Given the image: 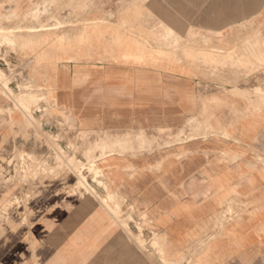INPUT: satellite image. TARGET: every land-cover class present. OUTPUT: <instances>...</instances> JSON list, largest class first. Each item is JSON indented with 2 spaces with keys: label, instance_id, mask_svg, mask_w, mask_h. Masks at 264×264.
I'll use <instances>...</instances> for the list:
<instances>
[{
  "label": "crops",
  "instance_id": "0c3cea01",
  "mask_svg": "<svg viewBox=\"0 0 264 264\" xmlns=\"http://www.w3.org/2000/svg\"><path fill=\"white\" fill-rule=\"evenodd\" d=\"M246 7V0L172 2V8ZM30 58L26 68L7 71L8 86L15 94L29 87L41 109L32 105L30 116L14 98L0 94V165L17 151L52 161L54 143L85 159L87 140L108 133L116 145L98 160L105 184L90 175L89 185L120 201L124 217L143 224L149 237L159 235L164 259L166 253L177 258L190 248L198 252L197 264H264V107L257 99L238 100L237 118L223 111L218 118L221 138L190 139L167 149L138 148L141 139L165 136L146 132L151 128L199 123L198 110L213 91L203 92L192 70L177 64L171 72L164 60L154 63L150 54L128 50L107 62L51 61L39 71ZM230 103L225 100L223 109ZM24 188L40 194L20 196L4 215L0 212V264L138 261L132 236L101 208L97 196L75 181L35 180ZM4 205L0 197V211ZM203 237L206 243L199 250Z\"/></svg>",
  "mask_w": 264,
  "mask_h": 264
},
{
  "label": "rangeland",
  "instance_id": "374dc122",
  "mask_svg": "<svg viewBox=\"0 0 264 264\" xmlns=\"http://www.w3.org/2000/svg\"><path fill=\"white\" fill-rule=\"evenodd\" d=\"M172 2L0 0V94L14 98L31 116L32 105L36 106L35 110L41 109L37 104L40 99L29 87L15 94L8 86L7 75L9 71L26 68L24 63L29 57L35 62L33 70L39 71L40 65L51 61L79 65L107 62L122 50L145 52L154 63L164 60L171 72L177 64L189 68L203 92L212 90L213 94L203 100V107L198 110L199 123L151 128L146 132L165 136L152 141L141 139L137 147L167 149L179 147L190 139L207 142L221 138L223 126L218 118L223 111L226 116L237 118L238 100L251 102L254 98L259 101V107H264V59H261L264 58V0H246V8H172ZM223 95L229 96V109H223L228 100H223ZM212 118L216 123H207ZM87 142L85 159L68 155L57 143L53 144L52 161L24 151L3 158L0 197L6 205L1 208V214L19 202L20 196L31 198L40 194L39 190L24 188L32 181L70 179L97 196L101 208L117 218L132 236L138 255L135 264H197L198 252L192 253L190 248L178 253L177 258L166 253L164 259L159 235L151 238L145 234L143 224L133 222L131 216L125 218V206L110 193L107 196L96 193L89 185L90 175L100 185L105 184L99 179L104 173L98 160L113 153L116 144L104 132ZM95 150L100 151L99 156L91 155ZM70 193H74L73 187ZM231 213L232 217V210ZM205 243V237L199 240V250ZM202 257L205 259V253Z\"/></svg>",
  "mask_w": 264,
  "mask_h": 264
},
{
  "label": "bare ground",
  "instance_id": "6f19581e",
  "mask_svg": "<svg viewBox=\"0 0 264 264\" xmlns=\"http://www.w3.org/2000/svg\"><path fill=\"white\" fill-rule=\"evenodd\" d=\"M263 52H264V49H263ZM261 59H264L263 57L261 58ZM199 140V139H198ZM180 165V164H179ZM195 190V189H194ZM199 262H205V259L201 256L200 258H199Z\"/></svg>",
  "mask_w": 264,
  "mask_h": 264
}]
</instances>
